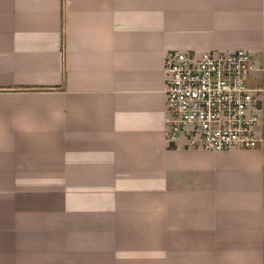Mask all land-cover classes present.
<instances>
[{"label":"crops","instance_id":"obj_1","mask_svg":"<svg viewBox=\"0 0 264 264\" xmlns=\"http://www.w3.org/2000/svg\"><path fill=\"white\" fill-rule=\"evenodd\" d=\"M173 48L264 69V0H0V264H47L60 219L71 264H264V144L165 146Z\"/></svg>","mask_w":264,"mask_h":264},{"label":"built area","instance_id":"obj_2","mask_svg":"<svg viewBox=\"0 0 264 264\" xmlns=\"http://www.w3.org/2000/svg\"><path fill=\"white\" fill-rule=\"evenodd\" d=\"M263 71L260 55L245 48L167 49L165 146L209 152L262 146L264 85L256 81Z\"/></svg>","mask_w":264,"mask_h":264},{"label":"rangeland","instance_id":"obj_3","mask_svg":"<svg viewBox=\"0 0 264 264\" xmlns=\"http://www.w3.org/2000/svg\"><path fill=\"white\" fill-rule=\"evenodd\" d=\"M255 79H253L251 82L255 83ZM259 147V146H258ZM169 149H172L173 147H167ZM256 148V147H255ZM253 149V148H252ZM57 224L60 225V228L57 229V234H55L56 227L55 224L49 223L47 225V232L48 234L46 236H43L42 238L46 239L47 245H51L55 247V245L60 244V250H51L47 251L46 255L44 256V260L47 264H53V261H57L55 264H71L74 260L78 259V253L75 252H68L66 249V234H68V237H71L72 234L68 233V229L71 230V221H66L64 219H60V221H57ZM52 226L51 228H49ZM55 229V230H54ZM59 230V231H58ZM71 235V236H70ZM53 244V245H52ZM20 244H15L14 247H19ZM22 246L20 245V248ZM100 259H105V253L99 252ZM16 264V262L14 261ZM34 264V263H33Z\"/></svg>","mask_w":264,"mask_h":264},{"label":"bare ground","instance_id":"obj_4","mask_svg":"<svg viewBox=\"0 0 264 264\" xmlns=\"http://www.w3.org/2000/svg\"><path fill=\"white\" fill-rule=\"evenodd\" d=\"M209 12V11H208ZM178 150H181V148H177Z\"/></svg>","mask_w":264,"mask_h":264}]
</instances>
